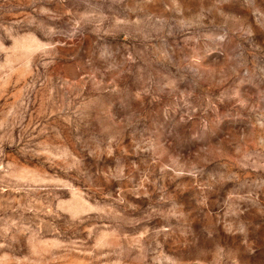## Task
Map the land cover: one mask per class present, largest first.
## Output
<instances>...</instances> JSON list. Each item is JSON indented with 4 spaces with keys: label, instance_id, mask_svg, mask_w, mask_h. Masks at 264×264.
Listing matches in <instances>:
<instances>
[{
    "label": "rangeland",
    "instance_id": "374dc122",
    "mask_svg": "<svg viewBox=\"0 0 264 264\" xmlns=\"http://www.w3.org/2000/svg\"><path fill=\"white\" fill-rule=\"evenodd\" d=\"M0 264H264V0H0Z\"/></svg>",
    "mask_w": 264,
    "mask_h": 264
}]
</instances>
